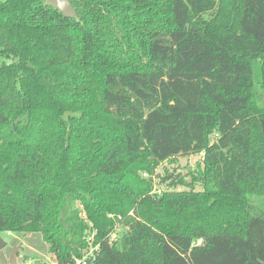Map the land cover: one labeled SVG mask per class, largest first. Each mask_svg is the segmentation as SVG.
<instances>
[{
	"label": "trees",
	"instance_id": "1",
	"mask_svg": "<svg viewBox=\"0 0 264 264\" xmlns=\"http://www.w3.org/2000/svg\"><path fill=\"white\" fill-rule=\"evenodd\" d=\"M46 1L0 0V233L58 264L92 233L90 264H264V0Z\"/></svg>",
	"mask_w": 264,
	"mask_h": 264
},
{
	"label": "rangeland",
	"instance_id": "2",
	"mask_svg": "<svg viewBox=\"0 0 264 264\" xmlns=\"http://www.w3.org/2000/svg\"><path fill=\"white\" fill-rule=\"evenodd\" d=\"M203 153H191L178 155L163 162L156 170V177L153 176L157 187L156 190H164L166 185H161L160 180L167 173H174L175 176L186 177L192 180L187 174L198 172L202 166ZM143 175L148 176L146 173ZM188 176V177H187ZM176 190H186L187 187L178 185ZM196 189H201L199 183ZM258 206L264 209V197L259 198ZM53 254L49 250V245L45 241L42 233L36 232L26 234L24 232L3 231L0 233V264H53ZM21 259L24 262H21Z\"/></svg>",
	"mask_w": 264,
	"mask_h": 264
},
{
	"label": "built area",
	"instance_id": "3",
	"mask_svg": "<svg viewBox=\"0 0 264 264\" xmlns=\"http://www.w3.org/2000/svg\"><path fill=\"white\" fill-rule=\"evenodd\" d=\"M155 191L158 193L161 192L160 190H156V187H155ZM110 216L114 217L112 214ZM121 219H122V217L119 216L115 222L114 227L112 228V230L110 231V233L108 235L109 241L112 244H114L115 242H117L120 239V236L124 231V224L120 222ZM94 236H95L94 233H92L88 236V242L90 244V249L87 251V253L84 256L75 257V263L74 264H90L89 261L91 258L94 257V251L99 246V245L94 246V244H93ZM25 264H31V262L26 261ZM54 264H58L57 260H56V262H54Z\"/></svg>",
	"mask_w": 264,
	"mask_h": 264
},
{
	"label": "water",
	"instance_id": "4",
	"mask_svg": "<svg viewBox=\"0 0 264 264\" xmlns=\"http://www.w3.org/2000/svg\"><path fill=\"white\" fill-rule=\"evenodd\" d=\"M46 5L58 9L66 17L73 18L77 15V10L71 0H47ZM21 262H24L23 259H21Z\"/></svg>",
	"mask_w": 264,
	"mask_h": 264
},
{
	"label": "crops",
	"instance_id": "5",
	"mask_svg": "<svg viewBox=\"0 0 264 264\" xmlns=\"http://www.w3.org/2000/svg\"><path fill=\"white\" fill-rule=\"evenodd\" d=\"M53 258H54V257H53ZM54 262H56L55 258H54L53 264H54Z\"/></svg>",
	"mask_w": 264,
	"mask_h": 264
}]
</instances>
